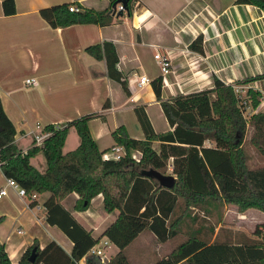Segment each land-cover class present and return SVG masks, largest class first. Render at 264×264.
<instances>
[{"label": "trees", "instance_id": "trees-1", "mask_svg": "<svg viewBox=\"0 0 264 264\" xmlns=\"http://www.w3.org/2000/svg\"><path fill=\"white\" fill-rule=\"evenodd\" d=\"M113 1L109 0L110 8ZM133 1H127L124 12L131 13ZM234 2L253 4L264 12V0ZM70 3L76 5L60 2L42 7L38 12L52 27L82 22L102 25L111 18L105 9L76 5L77 10L70 11ZM1 8L4 14L13 13V0H1ZM188 46L201 52L200 34ZM84 50L96 59H103L107 76L125 89L124 78L116 68L118 55L111 41L89 44ZM262 77L264 73L237 80L234 84ZM150 85L170 128L153 131L144 111L134 107L144 137H130L122 125L115 127L110 134L114 144L122 147V154L117 159L102 158L105 149H98L90 134L88 119L99 115L95 112L75 117L59 127L46 124L44 127L50 133L42 144L30 146L25 154H21V148L13 141L14 127L0 107V170L5 177H12L26 192L42 189L54 192L58 190L62 176L69 173L72 181L66 192L77 195L72 208L84 210L90 199L100 194L104 211L117 210L114 219L93 236L59 199H49L45 203L43 220L71 241L69 251L54 240H48L42 247L32 241L12 263L0 242V264H78L81 257H85V264H129L125 246L142 230L151 232L159 242L176 240L165 255L150 264H264L263 238L248 237L239 232L237 236L240 237L236 239H211L213 225L210 220L204 214H191L189 207L201 208L208 217H213V222L217 218L220 220L223 204L234 205L239 212L247 208L264 211V162L248 165L243 148L244 135L250 127L248 141L256 155L264 154V111L255 109L260 92L246 87L241 94L234 91L231 83L213 77L211 88L162 98L161 77L151 79ZM107 106L105 100L102 107ZM69 127L76 132L78 144L62 152ZM205 139L213 145H203ZM153 141H158L157 148L152 146ZM132 150L140 152L138 160L130 156ZM37 152L44 158L43 171L37 170L29 161ZM68 157L81 171L72 173L59 166ZM168 158H171L174 175L171 187L159 185L154 178L141 173L149 167L162 169ZM51 174H54L52 181ZM194 222L197 227L193 226ZM257 228L255 226L252 231L255 236ZM102 236L117 248L103 262L87 253ZM33 246L31 261L28 256Z\"/></svg>", "mask_w": 264, "mask_h": 264}, {"label": "crops", "instance_id": "crops-1", "mask_svg": "<svg viewBox=\"0 0 264 264\" xmlns=\"http://www.w3.org/2000/svg\"><path fill=\"white\" fill-rule=\"evenodd\" d=\"M60 2L105 9L106 13L111 6L109 0H13L14 12L4 14L0 0V107L14 127L13 141L19 148L30 146L31 135L27 131L36 122L42 126L63 125L90 112L99 114L88 119V127L100 150L114 144L110 132L119 125L130 137H144L134 107L144 111L153 131L170 128L150 81L141 86L128 85V81L140 73L150 80L161 77L162 98L211 88L213 77L234 84L264 73V12L256 5L234 0H138L137 4H132L130 14L110 13L106 24L82 22L52 27L38 11ZM198 34L201 52L188 46ZM102 40H109L115 46L116 68L124 78L125 89L107 76L103 59H96L84 50L85 46ZM156 51L169 58L170 70L165 74L153 57ZM29 77L34 82L27 84L25 79ZM237 85L257 89L260 101L255 109L264 111V77ZM105 100L106 108L102 107ZM104 137L108 138L107 142H101ZM154 143L157 145L158 141H153L152 146ZM77 144L78 136L69 127L61 150L66 152ZM203 145L210 146L213 142L205 139ZM29 161L37 170H44L40 152ZM59 166L72 173L79 172L78 165L69 157ZM166 166L167 172L172 174L171 158ZM4 178L0 170V186ZM50 178L52 181L54 174ZM71 181V175L64 174L58 190L35 191V198L29 204H26L27 198L6 187V194L0 196V242L12 263L32 241L42 247L48 240H54L69 251L71 241L43 220L46 209L43 205L49 199H59L93 236L114 219L116 209L103 210L106 215L100 224L88 220L87 211L94 199L102 207L100 194L90 199L86 209L72 208L77 195L66 192ZM58 193L60 197L56 196ZM229 205L220 207L222 218ZM189 207L191 214H204L210 220L211 239H218L220 228L225 231L223 240L243 232L223 225L218 218L213 222V217H208L201 208ZM243 212L236 211L235 217L241 218ZM193 226L197 227V223ZM108 244L114 246L113 254L117 248L110 241Z\"/></svg>", "mask_w": 264, "mask_h": 264}, {"label": "rangeland", "instance_id": "rangeland-1", "mask_svg": "<svg viewBox=\"0 0 264 264\" xmlns=\"http://www.w3.org/2000/svg\"><path fill=\"white\" fill-rule=\"evenodd\" d=\"M240 93L243 94L244 90ZM250 131L251 128L248 127L244 135L243 148L248 156L247 163L248 165L252 166L263 163L264 154L256 155L254 147L248 141ZM107 139L108 138L104 137L103 139H101V142H107ZM153 147L156 148L157 145L154 143ZM166 167L167 166L163 167L162 169H159L158 171L170 174V172H167ZM78 169L81 171L80 168ZM46 204L43 205V207H45ZM228 208L229 209H226L224 217H220V220H222L223 225H231L233 227H236L242 230L243 232L241 233L248 237H257L258 239H264V211H260L254 208H247V210L245 209L246 211H242L243 213L241 215V218H239L241 220L238 221L239 219L235 217L237 211L236 207L234 205H229ZM87 212L89 213H87L89 218L88 220L92 221L93 224L102 223V217H105L106 215L105 212H103V209L99 204L98 200L96 199L92 201L91 206ZM255 226L258 227L257 236L252 233ZM222 229L223 228H220L218 230V239H221L226 236L225 231ZM260 234L262 235L261 238L259 236ZM238 237L240 236L234 235L232 238L236 239ZM232 238L230 240H232ZM102 240L103 238H100L99 241L96 243V245H100V248L102 249V256L99 258L101 262L105 261L111 255V252L114 250V246L108 244V242L106 244H103ZM175 243V239H168L163 242H159L155 239L151 232H149L148 230H142L130 243L125 246V254L129 264H150L157 258H160L161 256L165 255L175 245ZM78 264H85V260H78Z\"/></svg>", "mask_w": 264, "mask_h": 264}, {"label": "built area", "instance_id": "built-area-1", "mask_svg": "<svg viewBox=\"0 0 264 264\" xmlns=\"http://www.w3.org/2000/svg\"><path fill=\"white\" fill-rule=\"evenodd\" d=\"M137 4L138 0H134L133 4ZM68 10L72 11V10H77L76 5L74 4H69L68 5ZM118 10H124L123 7L121 6L120 3H117L115 6H112L109 10L110 13L115 14ZM153 57L156 60L157 64L159 65V69L161 71L162 74L167 73L170 69V62H169V58L166 55H162L159 52H154L153 53ZM150 81L149 77L147 75H145L144 73H140L137 74L136 78H133L131 81H128V85L132 86L134 83L136 85H144L146 83H148ZM162 81L165 84V78L162 77ZM34 79L32 77L26 78L25 79V83H33ZM232 87L234 89L235 92H242L244 90V86H240L237 84H232ZM55 127H59L61 125H57V124H52ZM49 130L45 129L44 126H42L40 123L36 122L34 124V126L29 129L27 131V134L31 135V142H30V146H40L44 140V138L49 135ZM29 146V147H30ZM27 148H21L20 153L21 154H25ZM122 154V147L121 145L118 144H113L111 145L108 149L104 150L101 154L102 158H111V159H117L120 157V155ZM130 156L134 159V160H138L139 156H140V152L138 150H132L130 153ZM11 187L12 189L15 190V192L20 196V197H25L27 198L28 201H26V204H29V202H31L34 198H35V191H31V192H26L25 189L20 186L12 177H5L4 178V183L2 186H0V196L6 194V187ZM19 232V230H17ZM103 244H106L108 242L107 239H103L102 240ZM88 254H93L97 257H101L102 256V249L100 248V245H96V243L94 245H92L88 251ZM85 260V257H84ZM86 263V261H85Z\"/></svg>", "mask_w": 264, "mask_h": 264}, {"label": "water", "instance_id": "water-1", "mask_svg": "<svg viewBox=\"0 0 264 264\" xmlns=\"http://www.w3.org/2000/svg\"><path fill=\"white\" fill-rule=\"evenodd\" d=\"M128 0H114L112 2V6H115L117 3H120L121 6L123 7L124 11L126 10V4H127ZM122 10H118V14H121ZM141 173L143 175H146L148 177L154 178L157 183L159 185L165 186V187H171L174 181V176L172 174L169 173H162L154 168H146V169H142ZM34 249L35 247L33 246L31 248L30 254L28 256L29 260H33L34 257Z\"/></svg>", "mask_w": 264, "mask_h": 264}]
</instances>
